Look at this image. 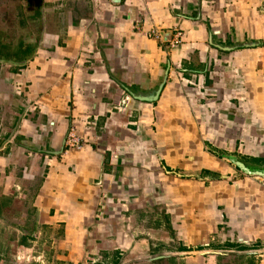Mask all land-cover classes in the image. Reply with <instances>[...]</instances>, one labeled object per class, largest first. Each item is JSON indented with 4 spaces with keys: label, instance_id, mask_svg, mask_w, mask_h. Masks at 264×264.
Masks as SVG:
<instances>
[{
    "label": "crops",
    "instance_id": "1",
    "mask_svg": "<svg viewBox=\"0 0 264 264\" xmlns=\"http://www.w3.org/2000/svg\"><path fill=\"white\" fill-rule=\"evenodd\" d=\"M37 1L32 55L0 57V264H124L142 245L166 263L264 264L257 222L235 238L219 221L184 257L148 219L158 178L181 177L161 154L178 141L154 132L163 103L203 112L201 172L228 170L226 150L264 160V0Z\"/></svg>",
    "mask_w": 264,
    "mask_h": 264
},
{
    "label": "rangeland",
    "instance_id": "2",
    "mask_svg": "<svg viewBox=\"0 0 264 264\" xmlns=\"http://www.w3.org/2000/svg\"><path fill=\"white\" fill-rule=\"evenodd\" d=\"M39 9L40 3L37 0H0V57L17 58L27 46L38 45L43 32ZM166 83L167 80L164 85ZM184 98V102L179 104L173 101L168 105L163 103L159 120L155 121L154 132H158V137L163 138L164 142L179 143L176 145L164 143L161 146L164 147L161 154L172 166L174 172L171 175L181 177H175L176 181L172 188L170 182L174 180L169 181L164 176L158 178V184L149 194L150 200L157 203L156 209H152L148 214V219L153 225L151 228L154 229L153 234L158 233L154 225H160L163 233L158 234L163 236L165 244L172 246L182 241L190 246L191 252L184 257L199 253L207 238L213 236L217 238L216 224L219 221L222 222L221 225L226 226L225 229L223 228V233L234 232L235 238H244L245 234L255 237L254 228L257 222L258 234L264 237V224L261 223L264 220L263 178L246 174L229 159L236 157L242 161H249L253 166L250 167L252 170L264 168V160L256 163L251 161L250 158L253 157L248 153L241 154L226 150L224 155L228 159L226 161L228 170H220L219 166L212 165L208 168L212 171L210 175L201 172L203 165L200 161L202 157H206L203 156L202 147L208 146L202 143L208 137V133L200 125L203 112L195 113L194 105L190 104L191 99L186 94ZM184 140L190 143L181 144ZM167 147L168 149L178 147V151L172 155L167 151ZM213 148L220 150L218 145ZM164 160L162 165H165ZM188 180L192 182H187ZM154 240V243H158V239ZM142 246L141 249L127 256L124 264L174 263L172 260H169V263L160 259L154 260L148 246ZM168 248L167 246L158 248V255L165 256L174 250ZM260 249L264 254V247ZM34 254H38L37 251Z\"/></svg>",
    "mask_w": 264,
    "mask_h": 264
},
{
    "label": "water",
    "instance_id": "3",
    "mask_svg": "<svg viewBox=\"0 0 264 264\" xmlns=\"http://www.w3.org/2000/svg\"><path fill=\"white\" fill-rule=\"evenodd\" d=\"M163 88V84L160 85L157 95L160 93V91ZM138 99L148 100L149 98L141 97V96H135ZM238 169L242 170L248 175H254L264 178V168L252 170L244 161L237 159L236 157H230L229 159Z\"/></svg>",
    "mask_w": 264,
    "mask_h": 264
},
{
    "label": "built area",
    "instance_id": "4",
    "mask_svg": "<svg viewBox=\"0 0 264 264\" xmlns=\"http://www.w3.org/2000/svg\"><path fill=\"white\" fill-rule=\"evenodd\" d=\"M150 36L155 38V39H159L160 38V35L156 32V31H152L150 33ZM179 39H181V33H179V36H178ZM179 42V40L177 41V43ZM82 142L81 140L79 139V137L75 134H73V132H71L68 136V145L71 147V148H79L81 146ZM21 258H24L23 256H21ZM20 259V258H19ZM27 260L30 261V259L27 258Z\"/></svg>",
    "mask_w": 264,
    "mask_h": 264
},
{
    "label": "trees",
    "instance_id": "5",
    "mask_svg": "<svg viewBox=\"0 0 264 264\" xmlns=\"http://www.w3.org/2000/svg\"><path fill=\"white\" fill-rule=\"evenodd\" d=\"M34 51V48H32L31 46H27L24 51L22 52V54L20 56H17V58L15 56H12L14 57L13 59H16V60H22L24 58H26L27 56H29L32 52ZM1 56V55H0ZM8 59H10V56H7ZM251 161H255L256 163L257 162H260V159H254V158H250ZM249 167H253L252 164L249 162V161H245L243 160ZM205 172H208L207 170H204ZM118 264V263H117Z\"/></svg>",
    "mask_w": 264,
    "mask_h": 264
}]
</instances>
